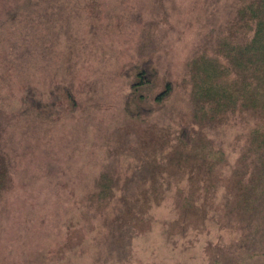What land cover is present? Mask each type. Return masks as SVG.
<instances>
[{"label":"rangeland","instance_id":"374dc122","mask_svg":"<svg viewBox=\"0 0 264 264\" xmlns=\"http://www.w3.org/2000/svg\"><path fill=\"white\" fill-rule=\"evenodd\" d=\"M237 1L0 0V121L28 84L50 91L51 113L20 118L5 138L7 152L24 150L0 264H248L243 251L264 248L262 200L240 201L259 179L254 116L193 124L189 146L178 137L193 67L214 55Z\"/></svg>","mask_w":264,"mask_h":264},{"label":"trees","instance_id":"16d2710c","mask_svg":"<svg viewBox=\"0 0 264 264\" xmlns=\"http://www.w3.org/2000/svg\"><path fill=\"white\" fill-rule=\"evenodd\" d=\"M230 21L227 31L221 33L214 44V55L208 58L205 53L202 54L193 67L192 73L196 78L191 98L192 113L189 123L182 126L178 137L185 146H189L196 131L193 124L210 128L233 115H237L240 122H245L247 114L253 115L255 120L247 137L251 145L248 149L254 155L250 159V174L259 166V179L246 196L242 193L243 198L240 200L243 206L251 210L257 208L258 199L262 200L264 206V0H238ZM219 58L224 61H219ZM147 73L148 68L137 72V81L133 83L135 88L148 81ZM166 86L160 93L163 96L169 92V83ZM25 89L26 95L21 97L20 106L10 111L8 119L0 121V214L11 210L12 204L7 195L15 187V180L18 179H14L15 174L21 177L19 161L15 163L14 159L18 150L24 149L16 146L10 151L13 152L11 154L4 146L6 140L11 139L8 138L10 126L26 116H42V122H50V91L48 94H35L36 87L31 84L25 85ZM8 101L9 98L5 103ZM136 111H131V114L140 113V109ZM6 137L8 139L5 140ZM24 181L26 185L28 180ZM107 189L108 184L104 183L97 197L104 199ZM257 218L254 222L256 227L264 226L262 217L260 221ZM258 230L251 236L255 237ZM258 254L264 256V248H247L242 257L247 258L248 264H264V259H255Z\"/></svg>","mask_w":264,"mask_h":264}]
</instances>
